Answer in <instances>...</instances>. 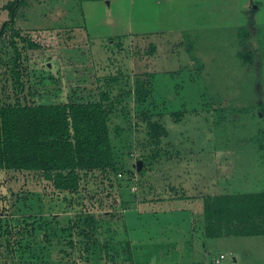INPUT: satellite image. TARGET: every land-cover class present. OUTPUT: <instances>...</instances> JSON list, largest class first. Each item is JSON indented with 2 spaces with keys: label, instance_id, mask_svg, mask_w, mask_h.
Listing matches in <instances>:
<instances>
[{
  "label": "rangeland",
  "instance_id": "374dc122",
  "mask_svg": "<svg viewBox=\"0 0 264 264\" xmlns=\"http://www.w3.org/2000/svg\"><path fill=\"white\" fill-rule=\"evenodd\" d=\"M14 1L0 106L100 102L114 157L72 191L0 169V264H264L263 233L228 232L251 221L210 235L205 208L264 192V0Z\"/></svg>",
  "mask_w": 264,
  "mask_h": 264
},
{
  "label": "trees",
  "instance_id": "16d2710c",
  "mask_svg": "<svg viewBox=\"0 0 264 264\" xmlns=\"http://www.w3.org/2000/svg\"><path fill=\"white\" fill-rule=\"evenodd\" d=\"M15 13L13 6L10 19L0 28V40ZM148 125L156 140L166 134L159 123L150 120ZM113 157L107 112L100 102L0 106V169L39 170L56 189L72 191L79 187L80 170L113 166ZM205 206L210 235L221 228L222 220L230 219L251 224L229 233L264 234V192L219 194L207 199ZM259 216L262 228L253 222Z\"/></svg>",
  "mask_w": 264,
  "mask_h": 264
},
{
  "label": "built area",
  "instance_id": "2783aa9c",
  "mask_svg": "<svg viewBox=\"0 0 264 264\" xmlns=\"http://www.w3.org/2000/svg\"><path fill=\"white\" fill-rule=\"evenodd\" d=\"M224 257L225 254L221 253L212 260L211 264H224Z\"/></svg>",
  "mask_w": 264,
  "mask_h": 264
},
{
  "label": "crops",
  "instance_id": "0c3cea01",
  "mask_svg": "<svg viewBox=\"0 0 264 264\" xmlns=\"http://www.w3.org/2000/svg\"><path fill=\"white\" fill-rule=\"evenodd\" d=\"M226 264V262H224Z\"/></svg>",
  "mask_w": 264,
  "mask_h": 264
}]
</instances>
